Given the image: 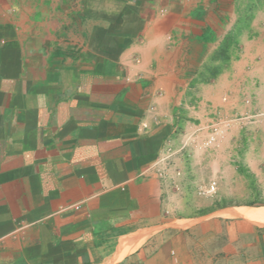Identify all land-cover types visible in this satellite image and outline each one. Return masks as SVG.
<instances>
[{
    "label": "crops",
    "instance_id": "crops-1",
    "mask_svg": "<svg viewBox=\"0 0 264 264\" xmlns=\"http://www.w3.org/2000/svg\"><path fill=\"white\" fill-rule=\"evenodd\" d=\"M259 111L264 0H0V264H264Z\"/></svg>",
    "mask_w": 264,
    "mask_h": 264
},
{
    "label": "built area",
    "instance_id": "built-area-1",
    "mask_svg": "<svg viewBox=\"0 0 264 264\" xmlns=\"http://www.w3.org/2000/svg\"><path fill=\"white\" fill-rule=\"evenodd\" d=\"M220 136H221L220 131L218 129H215L212 135L201 146V149H212V148L218 147ZM216 191H217V183L212 182L208 188L201 190V194L202 195H213L216 193Z\"/></svg>",
    "mask_w": 264,
    "mask_h": 264
},
{
    "label": "rangeland",
    "instance_id": "rangeland-1",
    "mask_svg": "<svg viewBox=\"0 0 264 264\" xmlns=\"http://www.w3.org/2000/svg\"><path fill=\"white\" fill-rule=\"evenodd\" d=\"M264 113V111H259V112H255V113H247L241 117L237 118V121L240 125L245 126H253L258 124L260 121H264V116L261 114ZM221 136L219 137V142H220V138L222 137V134L224 133V131L220 130ZM217 148V147H216ZM254 200H258L260 199V203L259 204H264V197H253ZM259 201V200H258Z\"/></svg>",
    "mask_w": 264,
    "mask_h": 264
}]
</instances>
